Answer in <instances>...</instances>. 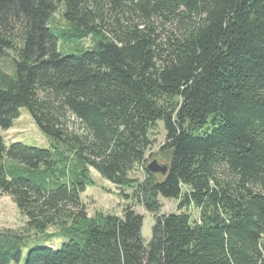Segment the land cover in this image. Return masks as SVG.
<instances>
[{
	"label": "trees",
	"instance_id": "16d2710c",
	"mask_svg": "<svg viewBox=\"0 0 264 264\" xmlns=\"http://www.w3.org/2000/svg\"><path fill=\"white\" fill-rule=\"evenodd\" d=\"M63 5L60 36L93 42L79 55H61L50 28ZM8 57L0 198L27 224L0 231V264L52 228L70 241L31 249L25 264H264V0H0ZM22 109L50 149L8 145ZM159 123L166 141L149 157L166 175L147 170ZM92 169L157 216L148 245L132 206L88 215ZM160 198L180 213L160 215Z\"/></svg>",
	"mask_w": 264,
	"mask_h": 264
},
{
	"label": "rangeland",
	"instance_id": "374dc122",
	"mask_svg": "<svg viewBox=\"0 0 264 264\" xmlns=\"http://www.w3.org/2000/svg\"><path fill=\"white\" fill-rule=\"evenodd\" d=\"M65 10L64 5L58 9L50 21V28L60 39L59 53L61 55H79L89 50V48L93 45V42L89 38L82 41H72L71 39H66V36H60L62 33H66V31L70 28L65 18ZM9 59L10 58L8 57L7 62H1L0 68L10 72L12 67L9 63ZM2 135L6 139L8 145L21 143L40 149L51 148L49 138L40 131L27 109L21 110V116L15 122L14 127L8 131L2 132ZM152 139L155 141V144L148 154L149 163L153 161L149 155H156L166 141V132L162 123L158 124ZM91 176L95 184L92 187H88L87 191L82 195V200L86 206L88 215L90 217H95L99 214L123 217L125 208L132 206L138 214L144 217L142 235L146 245H148L152 239L153 227L157 216L147 212L144 207L138 205L132 199H126L120 194L124 191L125 194L131 196V190H121L117 188L115 185L103 179L102 176L93 169L91 170ZM132 177L138 179L139 181H143L145 178L144 168L138 167L132 174ZM160 202L162 204L160 215L180 213L178 209L179 202L177 200L160 198ZM188 211L193 216V220L199 217V212L196 209L191 208ZM26 224L27 219L22 216L12 199L6 196L1 197L0 231H19L22 230ZM70 239L71 237L65 232L59 231L56 228H52L44 234L34 233L26 240L27 242L24 247H22V257L20 261L16 262L12 260L10 264H25L28 252L35 247H51L54 249H60L65 243L69 242Z\"/></svg>",
	"mask_w": 264,
	"mask_h": 264
},
{
	"label": "water",
	"instance_id": "95a60500",
	"mask_svg": "<svg viewBox=\"0 0 264 264\" xmlns=\"http://www.w3.org/2000/svg\"><path fill=\"white\" fill-rule=\"evenodd\" d=\"M147 170L153 174L160 175H166L168 172L167 166L160 164L158 160H153L151 163H149Z\"/></svg>",
	"mask_w": 264,
	"mask_h": 264
}]
</instances>
